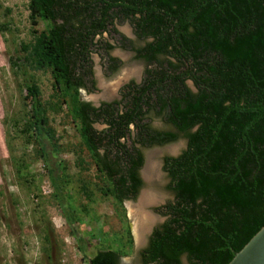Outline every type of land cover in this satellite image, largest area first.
Listing matches in <instances>:
<instances>
[{
  "label": "trees",
  "instance_id": "obj_1",
  "mask_svg": "<svg viewBox=\"0 0 264 264\" xmlns=\"http://www.w3.org/2000/svg\"><path fill=\"white\" fill-rule=\"evenodd\" d=\"M27 8L31 38L10 60L15 73H29L20 132L46 166L54 201L74 211L65 195L73 174L57 159L68 145L51 123L61 115L76 132L69 150L77 170L94 168L95 181L81 179L79 188L110 198L123 224L110 242L118 247L100 244L88 263L121 264L133 244L124 203L144 185V150L184 138L185 148L162 158L173 196L153 207L165 219L140 264H228L264 225V0H29ZM125 23L134 38L117 28ZM98 47L106 77L124 64L115 48L144 67L119 98L95 105L81 90L97 88ZM37 72L50 75L47 100Z\"/></svg>",
  "mask_w": 264,
  "mask_h": 264
},
{
  "label": "rangeland",
  "instance_id": "obj_2",
  "mask_svg": "<svg viewBox=\"0 0 264 264\" xmlns=\"http://www.w3.org/2000/svg\"><path fill=\"white\" fill-rule=\"evenodd\" d=\"M28 1L0 0V264H89L88 257L99 249L100 244L118 247L110 242L115 233L122 236L123 224L116 216L110 198H103L92 185L88 189L90 198L79 188L81 179L95 181L94 168L90 165L89 170H77L76 154L69 150V145L77 139L76 132L66 121L62 123L61 115L52 116L51 123L63 143L68 145V150L57 159L66 161L73 174L72 185H68L65 195L66 200L73 197L74 211L63 210L54 201L46 166L35 156L33 145L27 143L20 132L26 116L22 102L26 93L23 84L29 73H15L10 60L17 55L19 43L31 38ZM117 28L134 38L129 24H118ZM113 36L118 37L115 33ZM104 37L113 41L110 35L104 34ZM96 51L92 52L91 58L97 88L93 92L81 90V98L95 105L119 98V88L130 79L139 81L144 67L142 61L133 58V52L115 48L111 53L124 64L117 74L106 77L104 52L99 47ZM35 78L41 87L42 99H49L52 92L50 75L37 72ZM154 125L162 127L159 120L154 121ZM95 127L100 129L103 124L97 123ZM185 145L186 140L181 138L144 150L145 162L140 170L144 185L135 200L124 203L133 244L125 247L128 253L122 257L121 264H140L139 251L146 245L152 228L165 219L153 210L173 196L166 187L168 177L162 170V158L177 155ZM150 195L155 198L149 203L141 201L142 196ZM82 205L85 210L80 209ZM137 214H148L153 219L142 240L135 227ZM182 260L183 264H188L184 257Z\"/></svg>",
  "mask_w": 264,
  "mask_h": 264
},
{
  "label": "water",
  "instance_id": "obj_3",
  "mask_svg": "<svg viewBox=\"0 0 264 264\" xmlns=\"http://www.w3.org/2000/svg\"><path fill=\"white\" fill-rule=\"evenodd\" d=\"M228 264H264V225L235 253Z\"/></svg>",
  "mask_w": 264,
  "mask_h": 264
},
{
  "label": "bare ground",
  "instance_id": "obj_4",
  "mask_svg": "<svg viewBox=\"0 0 264 264\" xmlns=\"http://www.w3.org/2000/svg\"><path fill=\"white\" fill-rule=\"evenodd\" d=\"M112 88H113V86H112ZM109 95H111L110 92H109ZM151 170L153 171L152 168H151ZM151 174H152V172H151ZM148 196H147V198L142 196L141 201H144L145 203H147V202L149 203L150 200L155 198L154 195H150V197H148ZM144 202H142V203H144ZM142 203H140V204H142ZM138 214H137L138 223H137V226H135V227H136V230H138V235H139L140 240H141V238L144 236L145 232H147V229L150 226V224L152 223L153 219L148 214H143V215H138Z\"/></svg>",
  "mask_w": 264,
  "mask_h": 264
},
{
  "label": "flooded vegetation",
  "instance_id": "obj_5",
  "mask_svg": "<svg viewBox=\"0 0 264 264\" xmlns=\"http://www.w3.org/2000/svg\"><path fill=\"white\" fill-rule=\"evenodd\" d=\"M143 239V237L141 238V240Z\"/></svg>",
  "mask_w": 264,
  "mask_h": 264
}]
</instances>
